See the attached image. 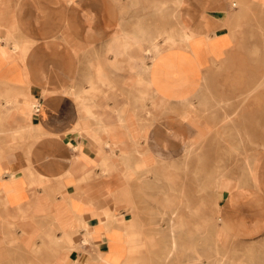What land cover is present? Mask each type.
<instances>
[{"label":"crops","instance_id":"0c3cea01","mask_svg":"<svg viewBox=\"0 0 264 264\" xmlns=\"http://www.w3.org/2000/svg\"><path fill=\"white\" fill-rule=\"evenodd\" d=\"M250 5L0 0V264H124L137 197L158 219L181 179L219 181L218 239H264V92L227 74Z\"/></svg>","mask_w":264,"mask_h":264},{"label":"rangeland","instance_id":"374dc122","mask_svg":"<svg viewBox=\"0 0 264 264\" xmlns=\"http://www.w3.org/2000/svg\"><path fill=\"white\" fill-rule=\"evenodd\" d=\"M260 1L261 7L253 8L250 5L244 8L246 12L254 13L255 16V13H258V17L244 21V28L254 29V37L249 32L248 36H244V42L251 44L254 39L258 38L259 50H256L255 45L249 46V49L245 48L249 51L243 52V66L237 67L233 73L230 72L231 69H228L227 73L244 77L258 76L257 82L243 85L249 93L264 92V0ZM140 38L144 43L145 37ZM161 38L163 37L159 36L156 40L160 41ZM262 102L261 100V108ZM203 150H197V152ZM189 151L192 153L193 149H188V152L185 150L186 154L181 157V173L204 170L202 166L206 158L199 154L191 155ZM263 151L264 147H261L260 152ZM195 159L199 168L193 165ZM139 182L138 180L131 181L136 188L139 187ZM218 183V180H179L180 195L176 200L179 210L160 213L158 219L155 211H145L146 205L143 211L138 207L141 199L144 200V204L145 200H148L154 205L155 196L137 197L139 205L133 206L135 209L133 214L137 222L133 227L135 241L132 246L134 249L129 252V258L124 264H264V239L255 243L237 241V239H218L219 221L215 194V189H219ZM190 186H195L197 193L195 196L187 195ZM169 198L165 199L164 203L171 205L173 201L171 197ZM193 198H195L194 206L192 205ZM176 201L174 199V202ZM171 239L176 240V248L173 251H169ZM162 253L165 259L162 258ZM167 254L170 255L167 257Z\"/></svg>","mask_w":264,"mask_h":264},{"label":"bare ground","instance_id":"6f19581e","mask_svg":"<svg viewBox=\"0 0 264 264\" xmlns=\"http://www.w3.org/2000/svg\"><path fill=\"white\" fill-rule=\"evenodd\" d=\"M10 30V29H9ZM176 32V31H175ZM184 32V31H183ZM173 35V34H172ZM187 36V35H186ZM183 38H185V40L187 39L186 37H182V36H180V37H177V39H179L180 41H183ZM166 39H167V41H171L172 43L173 42H175V37H173V36H167L166 37ZM188 40V39H187ZM163 41H166V40H163ZM149 44V43H148ZM154 46V45H153ZM156 47V46H155ZM18 55V54H17ZM24 59V58H23ZM94 62V61H93ZM95 86V85H94ZM81 95V94H80ZM193 100V99H192ZM180 102V101H179ZM16 103V102H15ZM182 103V102H181ZM17 104V103H16ZM35 104V103H34ZM7 105V104H6ZM218 114V113H217ZM25 129V128H24ZM23 130V129H22ZM133 153V152H132ZM140 156V155H139ZM141 157V156H140ZM131 163V162H130ZM216 183V182H215ZM174 186V185H173ZM217 186H218V184H217ZM215 188H216V186H215ZM214 189V188H213ZM171 225V224H170ZM176 225V224H175ZM73 228V227H72ZM171 228V227H170ZM174 229V228H173ZM172 231V230H171ZM88 234V233H87ZM172 235V234H171ZM129 238H131V239H129V252L130 251H132L133 249H134V247L132 246V243L135 241V238H134V234L133 235H130L129 236ZM159 242H162V241H159ZM182 243V242H181ZM162 244H164L163 242H162ZM183 245V244H182ZM162 247V246H161ZM164 247V246H163ZM216 247V246H215ZM176 248V240H174V239H171V243H170V248H169V251H173L174 249ZM161 249V248H160ZM216 251V250H215ZM161 252H162V250H161ZM164 252V251H163ZM166 253L168 252V251H165ZM182 252V251H181ZM216 253V252H215ZM219 254V253H218ZM170 254H167V257L169 256ZM198 255V254H197ZM164 255H163V253H162V258L163 259H165L164 257H163ZM166 256V255H165ZM218 256V255H217ZM216 256V257H217ZM222 256V255H221ZM99 257V256H98ZM166 257V258H167ZM175 257V256H174ZM200 257V256H199ZM185 258V257H184ZM223 258V257H222ZM199 260H201V258L199 259ZM219 260V259H218ZM169 262V261H168ZM195 263V262H194ZM198 263V262H197ZM151 264V263H150ZM202 264H204V263H202ZM216 264V263H215ZM218 264V263H217Z\"/></svg>","mask_w":264,"mask_h":264},{"label":"built area","instance_id":"2783aa9c","mask_svg":"<svg viewBox=\"0 0 264 264\" xmlns=\"http://www.w3.org/2000/svg\"><path fill=\"white\" fill-rule=\"evenodd\" d=\"M233 6H235V5L233 4Z\"/></svg>","mask_w":264,"mask_h":264}]
</instances>
